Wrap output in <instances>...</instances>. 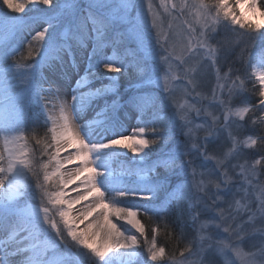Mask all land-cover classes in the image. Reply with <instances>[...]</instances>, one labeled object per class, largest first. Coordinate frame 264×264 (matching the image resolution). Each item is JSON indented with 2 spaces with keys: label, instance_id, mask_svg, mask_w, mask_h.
<instances>
[{
  "label": "snow or ice",
  "instance_id": "1",
  "mask_svg": "<svg viewBox=\"0 0 264 264\" xmlns=\"http://www.w3.org/2000/svg\"><path fill=\"white\" fill-rule=\"evenodd\" d=\"M2 3L10 11L0 14L3 65L0 68V146L3 148L0 151V264H84L80 254L73 253V247L82 249L91 264H158L165 258V248L156 243L159 229H152L149 240L140 215L163 216L174 204L180 219L186 204L197 222L201 211H216L221 184L228 189L226 180L219 183L210 180L218 190L211 204L199 195L203 181L195 180L194 159L190 158L193 153L204 160L213 159L208 145L217 142L221 135L231 142L225 159L233 153L240 155L258 143L264 144V133L240 140L232 131L236 123L233 118L245 121L249 113L264 105V0L232 3L194 0L191 6L188 0H182L179 9L175 3L169 8L168 0H160L169 15L187 11L193 18L192 23L185 21L186 43L179 54L177 44L169 41L166 33L162 34L158 13L151 3L145 10L143 0L139 3L138 0H56L55 4L53 0H2ZM26 9L38 15L30 20L12 15L25 13ZM221 26L235 34L236 38L229 42L231 46L241 42L240 36L249 37L251 44L245 43L239 53L243 78L234 75L231 67L221 75L219 61L231 50L223 41L212 43ZM153 29H156L154 38ZM33 31L35 35L26 39ZM256 42L257 51L249 52ZM155 45H160L163 55L156 52ZM85 49H90V53L86 61H81L85 65L81 67L76 53ZM157 57L166 65L163 76L159 66L153 63ZM189 59H195L201 70L213 69L217 82L211 100L220 114L205 111L211 119L197 126L205 132L199 142L190 135L187 113L194 110L200 115V109L177 106L170 89V79L180 78L173 73L174 62L183 65ZM68 66L78 76L74 83L68 82L72 75L64 70ZM197 67L182 69L185 77H191L188 84L192 91L197 86ZM125 77L129 84L121 91L120 82ZM249 80L254 88L258 85V103L232 106L233 96L247 91ZM158 89L169 94L168 103ZM68 97L71 111L81 120L76 127L68 111ZM33 103L44 117L49 136L47 142L36 140L41 145V158L31 155L30 137L25 135L24 112ZM57 105L59 116L53 118L50 113ZM169 106L183 111L166 112ZM130 119L136 121V126L131 134H125ZM258 121L264 122V116H249L251 126H256ZM180 136L188 139L177 142ZM68 149L75 151L60 159L61 151ZM124 153H131L127 161L121 159ZM43 156L48 159L44 161ZM215 159L221 166L220 173L227 177L224 160ZM53 162L54 170H50ZM74 162L81 166L67 174L61 171L66 164ZM261 164L264 156L247 168L240 166L243 183L236 187L245 195L248 194L245 185L258 186L260 191L258 203L253 200L246 206L249 220L257 215L264 219V183L260 182L256 169ZM209 175H216V171ZM188 176L193 179L188 180ZM54 177V190H49ZM70 185H77L72 189L77 193L74 197L66 191ZM193 186L197 191H193ZM90 199L91 203L83 209H75L79 215H73L75 205ZM237 207L244 206L237 201ZM223 211L220 209L212 222L216 219L222 222ZM231 219L235 220V216ZM85 221H88L85 227L79 228ZM206 227L208 222L200 223L198 231ZM232 230L242 239L239 226ZM261 232L264 234V229ZM199 240L196 251L190 242L180 256L185 252L203 256L207 249L213 248L210 237L207 248L205 237L201 235ZM220 243V251L232 249L241 264H264V244L244 252L227 242Z\"/></svg>",
  "mask_w": 264,
  "mask_h": 264
},
{
  "label": "rangeland",
  "instance_id": "2",
  "mask_svg": "<svg viewBox=\"0 0 264 264\" xmlns=\"http://www.w3.org/2000/svg\"><path fill=\"white\" fill-rule=\"evenodd\" d=\"M140 0H138V3ZM182 0H168V6L170 8L172 3H175L177 5V9L180 8ZM194 0H188L189 5L191 6ZM233 0H230V3H232ZM53 3H56V0H53ZM151 3L153 9L158 13L160 17V29L163 33H166L168 35V39L171 42H175L177 44V54L180 53L181 47L186 43V41L183 39L187 35V26L185 24V21H188L189 23H192L193 18L188 14L187 11H185L182 15L179 11L174 12L172 15H169L167 11L163 7H161L160 0H143L144 8L147 10V7ZM31 8V6H29ZM6 6L2 3L0 5V14H3L5 12H8ZM14 16H21L24 17L26 20L32 19L33 16L38 15L34 11H30L29 9H26L25 13H12ZM149 20H151V16H149ZM171 25V27H170ZM195 27V25H194ZM33 28L36 30H39L36 25H33ZM197 31H199V28H197ZM243 31V30H241ZM156 29L152 30V37H155ZM35 35V31L31 33V35H26V39H31V36ZM235 34L232 32L231 29L226 28L224 26H221L217 33L215 39L212 41L213 44L216 43L217 40L223 41L225 43V47H230V52L225 58H222L219 61L218 66L221 69V75L223 73L227 72L229 67L234 69V75H240L243 78L244 75V67L241 63V60L239 59V53L241 51V48L244 47L245 43L251 44L249 41V37L247 36H240V43L236 44L234 46L230 45V41L235 39ZM153 43H155L153 39ZM161 43H165L163 38L161 39ZM156 52L163 55V50L161 49L160 45H155ZM258 49V42H256V46H250L248 51L255 53ZM90 53V49H85L82 51H79L76 53L77 57V63L81 64V61H86L87 57ZM25 56L27 53H24ZM108 54L111 55V51L108 50ZM30 62V61H28ZM154 64L158 65L160 68V74L163 76L165 74L166 65L163 64L159 57H157L154 61ZM206 63V62H205ZM85 65L81 64V67ZM191 67H197V62L195 59H189L186 64H181L180 61H175L173 64V73L180 77L179 79H170V89H171V95L174 103L178 105H185V106H195V108L200 109L201 114L197 115L196 111H188L187 116L188 120L190 121L189 127L192 129L191 136L196 141L199 142L203 136L205 135V132L203 128L197 127L198 125H204L207 121H210L211 117L207 116L205 114V111L212 112L215 115H219L220 111L219 109L212 103L211 96H212V89L216 87V77L214 74L213 69L210 67L201 70L199 67H197V74L195 76L196 79V89L195 91H192L191 86L188 84V79L191 77H185L184 72L182 69L184 68H191ZM239 70L238 72L235 70ZM80 74H83L82 71ZM78 78V76H77ZM249 82V83H247ZM250 82L253 83V81L249 80L246 81V89L243 94L233 96L231 104L234 107H243L247 104H251L250 100ZM70 83V82H69ZM223 83V81L221 82ZM128 87V84L123 85V81L120 82V90L124 91L125 88ZM256 94L258 92V85L256 86ZM227 88V85L225 86V89ZM162 97H164L165 102L168 103V96L169 94L166 92H162L159 89L157 90ZM199 94V95H198ZM254 94V96L256 95ZM258 98L257 100L255 97L252 99L255 100L254 105L258 103L259 97L258 94L256 96ZM183 111L180 110L178 107L176 109H173L171 106L166 108V112H172V111ZM39 107L33 103L32 106L27 109L24 112V117L28 122H34L37 121L39 123H43L44 117L43 115H39ZM51 115V114H50ZM258 115L264 116V105L259 106L254 110V113H249L248 116L245 117V121H239L238 118H233L236 123L233 124L232 131L233 135L237 137V139L243 140L246 139L248 136H253V138L259 137V134L255 131H252V126L248 123L249 116L257 117ZM134 120H129L128 124L126 125V131L125 134H131V129L135 128V125H133ZM187 131V129H185ZM30 137L29 145L30 148L33 150L31 155L36 156L37 158H41V152L40 148L41 145L36 143V138L39 140V136L37 134L31 132V130H27V135ZM48 138H42L41 141L47 142ZM188 139L187 136H180L177 142H181ZM222 140L224 148L221 150L218 147V150L214 151V143L209 144L208 146V152L209 155L214 157L213 159L204 160L202 157H196L195 153H193L194 164L193 167L195 168L196 172V181H203V184L201 185V188L203 189L201 192H199V195L205 197L207 202L211 204L213 197V194L216 193L218 190L215 188L214 183H209L210 180L215 181L216 183H219L222 180H226L228 183V189L225 190L224 185L221 184V189L219 190V194L221 199L217 200L216 202V211L215 212H204L201 211V214L199 216V221L194 222L192 219V216L190 214V211L187 207V205H183V217L184 224L183 228L181 229L182 225L180 226V229L182 231V238L185 240V247L188 246L191 242V246L193 247V251H196L200 240L199 237L202 235L205 237V247L207 248V241L208 238H211V242L213 244L212 249H207L205 254L203 256H195L190 255L189 253L185 252L184 256L181 257L180 253L184 251L185 247H183L182 251L179 252V254L176 257H166L161 261L158 262V264H179V262L183 261L185 264H197L198 261L203 260L204 264H241V260L235 255V252L232 249H226L223 252L220 251V247L222 246L220 242H227L235 247L241 248L244 252L254 251L256 246H259L261 244H264V234H262L261 230L264 229V219H261L259 215L254 220H249V212L247 211V205L255 200L258 203V197L260 196V191L258 186H248L245 185V188L247 189L248 194L245 195L243 191H240L236 186L238 184L243 183L242 179V171H241V165H243L245 168L248 167L249 164L253 163L255 159L261 157L260 155L261 148L260 143H258L254 148L252 149H245L243 153L240 155H236L233 153L232 155H229L225 159V154L228 153L229 148L231 147V142L227 138L226 135H221L220 139ZM218 140V141H219ZM221 141H219L217 144H221ZM212 146V147H211ZM131 156V153H124L121 156V159L124 161H127L128 157ZM264 156V155H263ZM215 157H219L220 159L224 160L223 164V170L227 172V177H224L220 173V167L217 165ZM42 159L46 161L48 157L43 156ZM257 173L260 179L261 183H264V177H263V168L261 165H256ZM50 170H54V162L53 165L50 166ZM62 171V169H61ZM216 171V175L210 176L209 173ZM201 173H204L201 175ZM188 180H192V176L187 177ZM56 178H53L52 184L49 185V190H54L53 184L55 183ZM27 183V181H25ZM34 185V181H33ZM255 185V181H254ZM34 190L29 189V193ZM193 191H197L195 186H193ZM237 201L239 202V205L244 207H237ZM193 203H196V201H193ZM253 207L256 205L253 204ZM223 209V216L224 219L221 222L220 219H216L215 222H212L213 217L219 216V210ZM231 216H235V220L231 219ZM183 217L181 218V221H183ZM55 218L59 220L58 213H56ZM140 220L143 223V215H140ZM148 218V217H147ZM203 222H208V227L203 229V231L199 230V224ZM216 224H221V227H216ZM239 226L241 231L242 239H238L236 236V233L232 230ZM79 228H83L82 226H79ZM224 228H229V231L225 232ZM147 230V229H145ZM137 236L139 238V234L137 233ZM153 236V235H152ZM147 238L151 240L150 236L147 234ZM70 241V238H67ZM157 246H159L156 238ZM73 253H75L73 251ZM118 264V262H117Z\"/></svg>",
  "mask_w": 264,
  "mask_h": 264
},
{
  "label": "trees",
  "instance_id": "3",
  "mask_svg": "<svg viewBox=\"0 0 264 264\" xmlns=\"http://www.w3.org/2000/svg\"><path fill=\"white\" fill-rule=\"evenodd\" d=\"M2 4V0H0V5ZM132 80H135V76H132ZM123 85L129 84V79L125 77L122 79ZM249 83V82H247ZM250 87V100L251 104L254 105L255 100L252 98L254 97V94H256V88L253 87V83L250 82L249 84ZM263 115H258L257 117H260ZM31 132L37 134L39 136V140L42 138H48L49 136L47 134V126L44 125V123H39L37 121L31 122L30 125L28 126ZM252 131L257 132L259 135L264 133V122H259L257 123L256 126H252ZM46 139V140H48ZM38 140V138H36ZM222 142V140H219ZM219 141L214 143V151L219 149H223L224 146H222L223 142L221 144H217ZM209 147V146H208ZM212 147V146H211ZM218 147V148H217ZM261 148V154L264 155V144H260ZM263 168V177H264V164H262ZM184 215H182L183 217ZM148 217V218H147ZM143 224L145 225L146 230V235L148 234L150 238H152L153 228H158L159 231L155 234L157 238V242L160 247L165 248V254L166 257H176L180 251H182L183 247H185L186 243L184 238H182V231L181 229L183 228L184 224V219L181 221V218H177V210H176V205H171L169 207V210L163 214V216H155V215H150V216H144L143 215ZM182 225L181 229L180 226ZM75 253L80 254V258L83 260L84 264H91V261L89 260L88 257L83 255V250L79 249L77 247H73Z\"/></svg>",
  "mask_w": 264,
  "mask_h": 264
},
{
  "label": "bare ground",
  "instance_id": "4",
  "mask_svg": "<svg viewBox=\"0 0 264 264\" xmlns=\"http://www.w3.org/2000/svg\"><path fill=\"white\" fill-rule=\"evenodd\" d=\"M2 67H3V65H2V63H0V68H2ZM64 70L67 71L70 74L73 73V69L70 66L66 67ZM75 79H77V76L75 74H72V75H70V78H69L68 82L74 83ZM256 96H257V94L254 96L255 99L257 100L258 98H256ZM67 99H68V104H69L68 111H69V114H70V117H71V122L73 124V127H76V126H78L81 123V120L76 116V114L74 112L71 111V108H70V104H71L70 97H68ZM50 114H51V116L53 118L58 117L59 116V105H57V107L54 110H52V112ZM132 123H133V125H135L134 124L135 120ZM130 131H132V129ZM2 150H3V148H2V146H0V151H2ZM74 151H75V149H68L67 151L62 150L61 153H60V159H63L64 157L68 156L70 153H72ZM80 166L81 165H80L79 162H74L72 164H66L65 167L62 169V172L67 174L69 172L74 171L76 168H78ZM77 184H79V181L77 182ZM76 187H77V185H70L68 187V189H66V191L69 193L70 196L74 197L75 195H77L76 192L72 191V189L76 188ZM88 203H91V199L89 201H82L80 204L75 205L74 206L73 215H79V213L76 212L75 209H83ZM87 223H88V221H85L84 224H80L79 226H82L84 228Z\"/></svg>",
  "mask_w": 264,
  "mask_h": 264
}]
</instances>
